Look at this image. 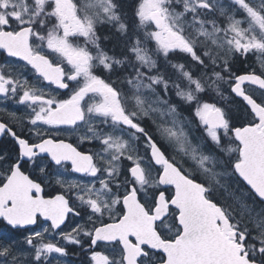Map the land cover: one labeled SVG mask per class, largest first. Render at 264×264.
Masks as SVG:
<instances>
[{
  "label": "snow or ice",
  "instance_id": "1",
  "mask_svg": "<svg viewBox=\"0 0 264 264\" xmlns=\"http://www.w3.org/2000/svg\"><path fill=\"white\" fill-rule=\"evenodd\" d=\"M264 264V0H0V264Z\"/></svg>",
  "mask_w": 264,
  "mask_h": 264
},
{
  "label": "flooded vegetation",
  "instance_id": "2",
  "mask_svg": "<svg viewBox=\"0 0 264 264\" xmlns=\"http://www.w3.org/2000/svg\"><path fill=\"white\" fill-rule=\"evenodd\" d=\"M76 264H78V262H76Z\"/></svg>",
  "mask_w": 264,
  "mask_h": 264
}]
</instances>
